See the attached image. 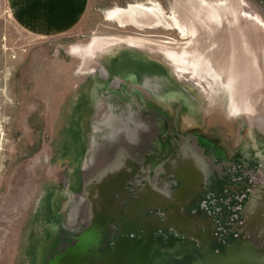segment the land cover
I'll return each instance as SVG.
<instances>
[{"label":"rangeland","instance_id":"obj_1","mask_svg":"<svg viewBox=\"0 0 264 264\" xmlns=\"http://www.w3.org/2000/svg\"><path fill=\"white\" fill-rule=\"evenodd\" d=\"M180 1L90 0L75 29L37 37L0 0V264H48L72 245L61 264H100L90 240L105 227L116 228L109 252L102 240L96 253L105 264H224L235 255L264 264V0H226L237 13L231 33L189 60L163 51L188 47L190 38L148 22L121 27L108 16L152 4L198 19L188 15L198 7ZM134 40L164 48L131 47ZM96 42L102 69L108 55L144 52L169 70L176 89L158 92L152 72L133 84L85 68L78 52ZM107 64L126 74L119 62ZM192 154L206 158L198 163L207 173L194 162L201 188L186 165Z\"/></svg>","mask_w":264,"mask_h":264},{"label":"bare ground","instance_id":"obj_2","mask_svg":"<svg viewBox=\"0 0 264 264\" xmlns=\"http://www.w3.org/2000/svg\"><path fill=\"white\" fill-rule=\"evenodd\" d=\"M175 1H177L176 2L177 6L181 8V4H182L181 1L180 0H175ZM183 1L188 2L189 4H191V6L198 7L197 9H200L201 11L200 13L198 12L199 10L195 8H192L193 11L191 12L189 10V13L187 11L191 19L195 17V12L198 13L197 15L198 19H196L195 17L194 19L196 20L191 21L189 19L188 21L187 19L188 17L186 18L187 15L185 16L180 8H176L177 11L174 10V12L169 15L165 12L164 8H162L160 5H152V4L131 5L128 9L116 8L115 10L110 11L108 16H109L110 21L119 23L121 27L134 26L136 28H143L147 26L148 24L149 25L151 24V26L148 28L153 29V28L163 27L166 30L176 31L183 38L185 37L190 38L191 40L188 43V47H185V48L174 47V49L169 47L171 51L170 50L163 51V53L167 55V57L170 60H174L177 55L181 56V54L185 56L187 55L188 57L187 60H189V57H191V59L197 58L198 54H200L203 50H205V46L208 47L209 49V46L211 45L210 42L217 44L221 42V40H223L226 34L231 33V29H233V26L236 23L237 13L234 7H230L226 4V0H183ZM183 15L185 17V21H183V18H182ZM147 22L148 24H146ZM208 36L211 37V40L209 42H208V39H209ZM206 38H208L207 41H206ZM204 39H205V44L203 43ZM206 43L208 46L206 45ZM97 44H98L97 42L94 43L91 47L85 49L84 51H81V52L79 51L78 54H81L83 56V59L85 61V66H84L85 68L93 65L91 66V70H94V71L100 70L106 73L105 70L102 69L97 62L98 55H100L105 50H102L101 48H99L100 46H97ZM129 45L131 47H136V48L140 47L141 49L148 50V51L154 47L159 48L161 46L164 48L163 45H155V44L147 43L146 41L139 42L136 40H134V43H131ZM209 53H211V51L208 52L207 54L209 55ZM137 61L143 64L145 63L149 64L148 62L149 60L147 61L146 58L143 59L142 57H140ZM223 61L220 62V66L227 68L226 66H224L225 64L223 63ZM189 64H191V62ZM108 66L110 67L111 65H108ZM206 66L208 69L213 70V67L215 65L213 62H210V60H208L206 62ZM181 70L179 69V71ZM181 72H182L181 74H183V71ZM186 72H187V69H186ZM221 79H223V76H221ZM222 82L223 80H221V83Z\"/></svg>","mask_w":264,"mask_h":264},{"label":"crops","instance_id":"obj_3","mask_svg":"<svg viewBox=\"0 0 264 264\" xmlns=\"http://www.w3.org/2000/svg\"><path fill=\"white\" fill-rule=\"evenodd\" d=\"M6 3L13 21L22 30L37 37H54L72 31L82 22L83 18L87 14L90 0H6ZM121 51L118 56L108 55L105 57L104 69L107 74L117 73L122 76L123 79L125 78V81L127 80L134 84L137 83L146 72H152L157 75L159 82L157 86L158 92H166V90H169L170 88L176 89L177 85L171 78L169 70L162 66L159 62L157 63L156 61L151 60L140 52L131 50ZM140 57L143 59L146 58L147 61L149 60L151 65L153 64L154 66L162 67L165 70V74L163 75L158 70L150 69L152 67H141L137 62V59ZM108 61L119 62L120 67L125 69L126 74H121L120 72L115 71V69L109 67L107 64ZM180 102V106L182 108L188 105L184 103L182 99ZM195 157L199 169L205 173L206 171L198 163L200 160H203L205 161V164H207L206 158L203 157L202 154H192L191 164L187 162L186 165L189 166L190 175L193 180L197 179L199 181H203V173L198 174L195 167ZM195 172L197 173V176L193 174ZM202 181L200 182L202 183ZM169 182L171 183V181ZM168 187L173 189V185Z\"/></svg>","mask_w":264,"mask_h":264},{"label":"flooded vegetation","instance_id":"obj_4","mask_svg":"<svg viewBox=\"0 0 264 264\" xmlns=\"http://www.w3.org/2000/svg\"><path fill=\"white\" fill-rule=\"evenodd\" d=\"M180 112V111H179ZM178 114V113H177ZM164 116H165V118H166V114H164ZM164 122H166L167 120L166 119H162ZM153 121V120H152ZM170 123H172V119L169 121ZM175 124H176V127H177V129H178V124H179V118H178V116H177V119H175ZM168 128L170 129V127L168 126ZM167 128V129H168ZM155 140H158L157 138H155ZM147 170V169H146ZM145 170V172H143V180L142 179H140V182H142V184H143V186H147L148 184H145V182H150V180L148 179V181L147 180H145V178L147 177V173H149L148 172V170L146 171ZM160 170V169H159ZM143 171V170H142ZM170 174V173H169ZM169 174L168 173H166V176H168V177H166V182L169 184L170 182L169 181H171V178H169ZM197 176V175H196ZM207 178L208 177H206L205 178V181L207 180ZM200 181H202V180H200ZM201 182H199V183H197V186L199 187V188H201L202 186V183L200 184ZM136 186V189H138V187H137V184L135 185ZM135 191H138V190H135ZM155 194V193H154ZM153 194V195H154ZM156 196V195H155ZM147 199L146 198H142V199H140V201L142 202V203H144L145 201H146ZM149 200V199H148ZM142 205V204H141ZM134 215H131L129 218H131V217H135V218H138L137 216H138V211L136 212V213H133ZM96 219V218H95ZM110 222H111V220L109 221V224H110ZM112 223V222H111ZM136 224V223H135ZM124 226H125V223L123 224ZM137 225V224H136ZM140 226H141V223L139 224ZM94 226V225H93ZM104 229V235H102V237L100 236V237H98L97 239L98 240H96L95 241V237L93 238V239H91L90 241H92L91 242V245L93 246V249H91V250H89V252H91V256L94 258V260L96 261H99V262H101V260H102V263H100V264H105V263H107V262H109V260L108 259H104L103 257H100V259L99 258H97V254L96 253H99V254H101V252L103 251V249L104 248H102V240H104V246H105V252H109V250H110V246H109V239H108V237H107V234L108 235H111V234H113L112 232L114 231V228H103ZM136 230H139L138 228L136 229ZM135 230V231H136ZM84 231V230H83ZM105 242L107 243L106 245H105ZM96 245L98 246V248L101 246V248L97 251V249H95V247H96ZM91 248V247H90ZM89 248V249H90ZM97 248V247H96ZM120 254L123 252V250L122 251H118ZM248 255V254H247ZM122 259H125V257H124V255H123V253H122ZM235 259L237 260L238 258H237V255H235ZM250 259V258H249ZM249 259H247L246 261H249ZM125 262V261H124ZM124 262L122 263V262H120L121 264H124ZM79 263H80V261H79ZM82 263L84 264H87L85 261H82ZM110 263V262H109ZM90 264V263H89ZM92 264H94V261L92 262ZM137 264H144L141 260H139V262L137 263Z\"/></svg>","mask_w":264,"mask_h":264},{"label":"water","instance_id":"obj_5","mask_svg":"<svg viewBox=\"0 0 264 264\" xmlns=\"http://www.w3.org/2000/svg\"><path fill=\"white\" fill-rule=\"evenodd\" d=\"M96 228L90 226L88 227L87 229L84 230V232L81 234L80 238H79V242L77 243L78 245H81L83 243H85L86 241H84L83 239L84 238H87L86 236L91 233V230H94ZM125 231L127 230L126 226H125ZM114 231H116V228H114ZM87 243V242H86ZM74 246V245H72ZM72 246H69L62 254L56 256L55 258L53 259H50L49 263L48 264H61L62 261L61 260H65V262H69L70 261V258H68L69 256H67L68 254V251L69 249L72 247ZM93 249V248H90V250ZM66 257V258H65ZM61 262V263H60ZM224 264H247L245 263L244 261L241 262V260L239 259H234V261L231 262V259L225 257V261H224Z\"/></svg>","mask_w":264,"mask_h":264}]
</instances>
